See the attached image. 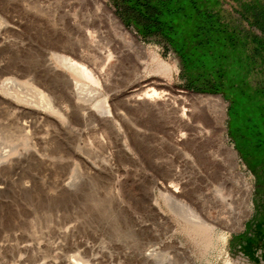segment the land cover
Here are the masks:
<instances>
[{"label":"rangeland","instance_id":"374dc122","mask_svg":"<svg viewBox=\"0 0 264 264\" xmlns=\"http://www.w3.org/2000/svg\"><path fill=\"white\" fill-rule=\"evenodd\" d=\"M1 82L30 99L50 94L69 117L0 86V264H264L259 230L231 248L253 212L254 178L228 140L227 100L185 88L176 56L108 0H0ZM103 99L115 116L89 109L83 121L78 105ZM193 213L213 228L197 232L185 222Z\"/></svg>","mask_w":264,"mask_h":264},{"label":"trees","instance_id":"16d2710c","mask_svg":"<svg viewBox=\"0 0 264 264\" xmlns=\"http://www.w3.org/2000/svg\"><path fill=\"white\" fill-rule=\"evenodd\" d=\"M108 1L143 41L176 56L185 88L227 100L228 140L254 178L253 212L230 238L243 249L264 235V0Z\"/></svg>","mask_w":264,"mask_h":264},{"label":"bare ground","instance_id":"6f19581e","mask_svg":"<svg viewBox=\"0 0 264 264\" xmlns=\"http://www.w3.org/2000/svg\"><path fill=\"white\" fill-rule=\"evenodd\" d=\"M114 21V20H113ZM117 21V20H116ZM100 33V32H99ZM100 36V34H99ZM98 40V39H97ZM101 41V40H100ZM143 47V46H142ZM140 48V47H139ZM79 52V51H78ZM101 53V52H100ZM99 53V54H100ZM56 54V53H55ZM63 54V53H62ZM77 54V53H76ZM75 54V55H76ZM98 54V55H99ZM53 56H54V53H53ZM71 56V55H70ZM68 57V56H65V54L63 55H59V60L60 62H62V64L67 68L69 69L73 74L75 75H79V76H84L85 78H87L88 80L92 81V82H95L97 81L95 75L92 73L91 69H89L87 66H85L82 62H80V59L79 60H76L74 58L76 57ZM100 56V55H99ZM57 57V56H55ZM58 60V58H57ZM88 60V59H87ZM165 63V62H164ZM161 63V70L162 72L163 71H167L169 70L168 66L166 65V63ZM160 67V66H159ZM67 79V82H72L73 79H70V78H66ZM74 88L76 90V96L78 99L80 100H83V101H86L85 97H84V93H89L90 89H88V87L85 86V83H81L80 81L78 82L77 80H74ZM2 90L4 91V93L12 96V97H15L21 101H25L26 103H28L30 106H38V107H41V108H44L46 110H49L51 112H55L57 114H59L62 118H64L65 120H68V117H69V113L65 112V110L62 109V107H60L59 105L61 104H58L55 102L54 98L48 94V93H45L44 91L42 90H34L35 91V95L36 96V100L35 99H30V98H27L26 96V93L24 94H21L19 92H16V91H12V87H10L6 82H1L0 84ZM20 88V87H19ZM92 91V90H91ZM156 91V93H155ZM85 93V94H86ZM150 93V92H149ZM148 93V94H149ZM151 93H153L154 95L157 94V90H154V88L151 89ZM150 93V94H151ZM149 94V95H150ZM2 95V94H1ZM29 95V94H28ZM4 96V95H3ZM86 96V95H85ZM146 96V95H145ZM6 97V96H5ZM31 97V96H30ZM9 98V97H7ZM5 99V98H4ZM90 99V98H89ZM57 100V99H56ZM27 104V105H28ZM28 105V106H29ZM29 106V107H30ZM31 106V107H32ZM79 108L82 109V111L80 112V117L83 121H86L89 120L91 117H93V112L92 111H89V109H92L94 112H96L99 116H105V117H109V120L111 119V117L113 118L116 114V110L114 109H111L109 107V105L106 103V100H97L95 102L92 103L91 106L87 108H85L84 106H81L80 104L78 105ZM39 109V108H38ZM32 110V109H31ZM35 110V109H34ZM42 110V109H41ZM33 111V110H32ZM37 111V110H36ZM43 111V110H42ZM45 111V110H44ZM46 113V112H45ZM94 118V117H93ZM92 119V118H91ZM108 121V120H107ZM112 121V120H111ZM83 124V123H82ZM110 126H111V132L112 134L114 135V138L117 139L118 138V135H119V132H118V129L116 127V125H114L113 122L110 123ZM66 129V128H65ZM84 141V140H83ZM7 157V156H6ZM243 184V186L245 185L243 182L241 183ZM242 186V185H241ZM237 190V189H236ZM229 192V191H228ZM166 196V195H165ZM220 196V195H219ZM223 197V196H222ZM167 198V197H166ZM169 198V196H168ZM226 198V197H225ZM170 199V198H169ZM216 200V199H215ZM231 200V199H230ZM229 200V201H230ZM211 201V200H209ZM221 202V201H220ZM218 203V202H217ZM221 204V203H220ZM219 204V205H220ZM187 205V204H186ZM185 205V206H186ZM189 205V204H188ZM187 205V206H188ZM211 205V204H210ZM222 205V204H221ZM190 207V206H189ZM193 208V207H192ZM207 208V207H206ZM214 208V207H213ZM218 208V207H217ZM188 209V208H187ZM194 209V208H193ZM201 209V208H200ZM209 209V208H208ZM208 209H206L208 211ZM203 210V209H202ZM222 210V209H221ZM194 211V210H193ZM223 211V210H222ZM229 211V210H228ZM189 212V211H188ZM226 212V211H225ZM194 216L196 218H198V220H191V219H185V222L191 226L192 228H194L197 232H206L211 230L213 228V222H211V219L210 221H205V219H203L202 217H199L201 215L197 214V213H193ZM201 214V213H200ZM203 214V213H202ZM227 214V213H226ZM191 215V209H190V214ZM205 215V214H204ZM210 214H208L209 216ZM187 216V215H186ZM194 216L193 218L190 216V218L194 219ZM206 216V215H205ZM180 217V216H179ZM206 218H208L206 216ZM216 218V216L214 217ZM213 218V219H214ZM219 218V217H218ZM224 218V217H223ZM212 219V220H213ZM220 219V218H219ZM240 220V219H239ZM215 221V220H214ZM229 221V220H228ZM210 222L212 223V225L210 224ZM217 222H220L217 220ZM216 223V222H215ZM227 223V222H226ZM186 224V226H187ZM188 229V228H187ZM192 233V231H191ZM198 235V234H197ZM196 235V236H197ZM201 236V234L199 235ZM207 238V237H206ZM205 238V239H206ZM212 239V238H211ZM210 239V240H211ZM209 240V239H208ZM211 243V242H210ZM154 251L151 250L149 251V254H153Z\"/></svg>","mask_w":264,"mask_h":264},{"label":"water","instance_id":"95a60500","mask_svg":"<svg viewBox=\"0 0 264 264\" xmlns=\"http://www.w3.org/2000/svg\"><path fill=\"white\" fill-rule=\"evenodd\" d=\"M121 22H122V20H121ZM123 23V22H122ZM236 152V151H235Z\"/></svg>","mask_w":264,"mask_h":264}]
</instances>
